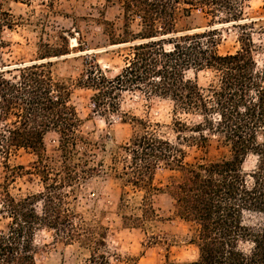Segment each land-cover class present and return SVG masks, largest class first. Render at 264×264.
<instances>
[{"label": "trees", "instance_id": "trees-1", "mask_svg": "<svg viewBox=\"0 0 264 264\" xmlns=\"http://www.w3.org/2000/svg\"><path fill=\"white\" fill-rule=\"evenodd\" d=\"M0 0V154L9 158L14 149L32 150L38 161L34 170L43 182L37 193L15 195L7 181L0 183V264H38V233L53 230L65 244L79 242L90 249L87 264H110L106 229L90 225L71 200L78 186L101 170L78 155L86 138L82 120L72 103L75 86L94 91L93 104L103 114H119L126 92L173 104L171 140L159 122L133 116L134 131L121 146L125 152L120 168L115 158L114 177L120 181L119 208L126 225L140 227L156 217L153 196L161 191L155 183L160 166L180 173L167 187L181 219L196 227L192 242L198 257L187 262L164 264H264V44L253 37V29L264 25L245 17L246 0H121L122 35L113 22L103 25L113 44H127L124 66L114 77L98 65L86 69L76 81L58 76L54 57L67 47L38 44V58L6 64L9 47L6 30H14L19 18ZM30 4L33 0H14ZM195 11L210 19L211 27L198 32L183 28L182 19ZM232 23L240 29V48L221 54L222 33L214 22ZM262 54L261 63L256 59ZM208 70L211 81L201 86L186 72ZM196 120L193 124L187 117ZM59 135L62 165L54 169L44 161L45 138ZM187 132L199 137L182 136ZM216 136L229 155L217 160L185 161L181 141L207 146ZM255 158L250 170L245 164ZM13 169L12 179L21 176L23 165ZM144 192L138 208L132 205L129 189ZM136 209L141 213H137ZM102 229V228H101Z\"/></svg>", "mask_w": 264, "mask_h": 264}, {"label": "rangeland", "instance_id": "rangeland-1", "mask_svg": "<svg viewBox=\"0 0 264 264\" xmlns=\"http://www.w3.org/2000/svg\"><path fill=\"white\" fill-rule=\"evenodd\" d=\"M5 7L19 18V25L14 30H6L5 40L9 47L4 49L3 59L6 64L30 61L38 58V44L48 43L55 47H67L68 54L54 57L55 73L65 79L76 81L81 74L98 64L108 76L114 77L124 66L127 44H113L105 31L103 22H113L118 35H122L123 9L121 0H33L30 4L8 0ZM247 19H259L264 25V0H246L244 5ZM199 11L190 19H182L183 28H196L203 32L212 26ZM222 33L218 46L221 54L234 53L240 48L237 35L240 29L232 23L214 22ZM257 44H264V32L253 29ZM259 63L262 54L257 53ZM187 78L196 80L201 86L207 85L213 75L208 70L186 72ZM94 91L75 86L72 94L79 117L82 120L81 133L84 143L78 146V155L90 160L91 165H98L100 172L83 181L77 188L76 199H72L74 209L83 214L90 225L106 229L105 242L110 264H164L168 259L187 262L198 257V248L192 242L196 227L181 219L175 212L174 201L167 192V187L180 173L160 166L154 183L161 189L153 196L156 217L140 227L126 225L119 208L121 184L115 177V158L117 165L123 166L125 145L134 131L133 116L159 122L162 130L171 140L176 141L177 134L172 130L173 104L170 100L148 97L142 92H126L121 98V112L127 113V122L119 114H103L93 104ZM183 117H187L184 116ZM193 124L195 119L187 117ZM182 136L199 137L198 133L187 132ZM185 151V161L194 163L202 160H217L228 156L229 151L214 136L210 143L198 146L195 142L181 141ZM38 156L27 149H14L9 158L0 154V183L7 181L10 191L15 195L37 193L43 189V182L34 170ZM45 163L54 169L62 165V152L59 135L50 132L45 138ZM23 165L21 176L12 179L13 169L8 167ZM255 163L254 157L246 161V170ZM129 189V188H128ZM132 205H140L144 192L128 190ZM137 213H141L136 209ZM5 224L0 220V228ZM39 247L38 264H87L90 249L76 242L65 244L55 231L44 229L36 237Z\"/></svg>", "mask_w": 264, "mask_h": 264}]
</instances>
